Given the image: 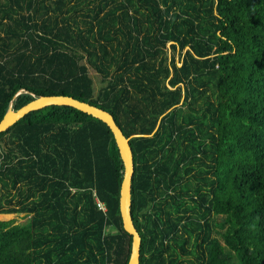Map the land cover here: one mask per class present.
Listing matches in <instances>:
<instances>
[{"label": "trees", "instance_id": "obj_1", "mask_svg": "<svg viewBox=\"0 0 264 264\" xmlns=\"http://www.w3.org/2000/svg\"><path fill=\"white\" fill-rule=\"evenodd\" d=\"M31 94L148 135L129 141L141 264H264V0H0V122ZM122 177L74 109L0 133V264H128Z\"/></svg>", "mask_w": 264, "mask_h": 264}, {"label": "water", "instance_id": "obj_2", "mask_svg": "<svg viewBox=\"0 0 264 264\" xmlns=\"http://www.w3.org/2000/svg\"><path fill=\"white\" fill-rule=\"evenodd\" d=\"M21 94H30L26 90H21L13 100L20 96ZM34 97L33 94H31ZM56 106V107H68L74 109L78 112L84 113L97 121H100L110 130L114 137L116 147L119 152L120 159L123 165V177H122V196L120 197V210L123 219V225L125 231L133 237L131 256L128 264H141V247L142 238L135 227L132 211H131V197H132V184L134 178V164L133 155L129 141L134 138L148 137V135H132L130 137H125L122 131L116 126L113 117L95 107L90 106L87 103H81L69 97H56V96H40L34 97L32 101L22 106L21 108L14 110L13 101L9 104V109L4 116L3 120L0 122V133L6 132L9 128L16 124L27 114L44 109L46 107ZM167 111L166 113L170 112ZM165 113V114H166ZM163 114L162 116H164ZM157 128V126H156ZM156 128L152 133L155 132ZM151 133V134H152Z\"/></svg>", "mask_w": 264, "mask_h": 264}, {"label": "rangeland", "instance_id": "obj_3", "mask_svg": "<svg viewBox=\"0 0 264 264\" xmlns=\"http://www.w3.org/2000/svg\"><path fill=\"white\" fill-rule=\"evenodd\" d=\"M170 47H171V43L167 45L166 50H165L166 65L170 67L171 62L174 61L176 64H178V66H180L179 60H180L181 55L184 54V52L180 51L179 49H177L176 51H173L170 49ZM91 76L95 80V88H96V92H98L102 88V86H104L105 84L101 81V77L95 74L93 71H91ZM1 185L2 183L0 182V198H2L3 196L7 194V192L3 190V188H1Z\"/></svg>", "mask_w": 264, "mask_h": 264}, {"label": "built area", "instance_id": "obj_4", "mask_svg": "<svg viewBox=\"0 0 264 264\" xmlns=\"http://www.w3.org/2000/svg\"><path fill=\"white\" fill-rule=\"evenodd\" d=\"M98 207H99V209L105 211V207H104V205H102L101 203L98 204Z\"/></svg>", "mask_w": 264, "mask_h": 264}]
</instances>
